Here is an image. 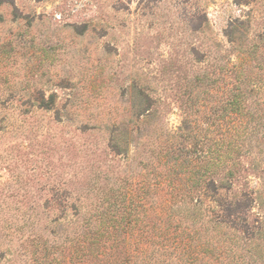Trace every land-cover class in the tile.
Listing matches in <instances>:
<instances>
[{"label":"rangeland","instance_id":"1","mask_svg":"<svg viewBox=\"0 0 264 264\" xmlns=\"http://www.w3.org/2000/svg\"><path fill=\"white\" fill-rule=\"evenodd\" d=\"M0 264H264V0H0Z\"/></svg>","mask_w":264,"mask_h":264},{"label":"trees","instance_id":"2","mask_svg":"<svg viewBox=\"0 0 264 264\" xmlns=\"http://www.w3.org/2000/svg\"><path fill=\"white\" fill-rule=\"evenodd\" d=\"M217 190V185H216V183H215V181L214 180H209L208 182H207V184H206V190ZM108 211L111 213V215H115V212L114 211H112V210H107L106 212H104V213H102V214H100L101 215V217L102 218H106L107 217V214H108ZM115 220H117L116 219V216L114 217V221ZM113 226H114V224H112ZM172 225L170 224V226L169 227H171ZM92 229V228H91ZM110 228L109 227H107L106 228V231H110L109 230ZM174 239H176V234H175V232H174V230L173 229H170L169 228V230H168V232L166 233V238H165V240L167 241L166 243H168V244H170V242H172L173 243V241H175ZM175 247H177L176 245H177V242H175ZM129 257V256H128ZM131 257V256H130Z\"/></svg>","mask_w":264,"mask_h":264}]
</instances>
